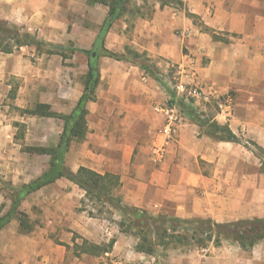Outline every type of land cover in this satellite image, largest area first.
<instances>
[{
	"label": "crops",
	"instance_id": "1",
	"mask_svg": "<svg viewBox=\"0 0 264 264\" xmlns=\"http://www.w3.org/2000/svg\"><path fill=\"white\" fill-rule=\"evenodd\" d=\"M180 1L182 7L154 0L150 15L116 20L105 36V48L123 54L128 47L160 60L158 69L163 62L176 64L186 67L184 72L197 85L222 95L232 91L233 116L227 119L218 113L214 118L221 124L230 122L234 133L246 129L263 145L264 0ZM106 16L104 9L86 0H0V18L46 42L77 49L65 61L57 54H37L35 47L0 51V184L6 181L18 188L48 170L50 156L26 148H56L64 121L11 108L41 103L54 112L70 114L84 90L85 52L98 41ZM194 17L207 31L194 24ZM98 64L100 82L97 100L87 106V135L83 141H71L66 166L74 172L87 167L119 175L117 193L124 203L152 214L217 222L243 218L249 195L242 184L256 176L249 174L245 160L234 157L237 146H222L230 143L223 141H216L217 146H186V137L194 132L190 126H199L184 123L178 130L180 146H168L165 157L157 161L155 146L143 141L147 136L152 142L159 132L155 145L160 142L165 116L157 108L165 105L168 93L132 62L100 56ZM20 128L26 146L17 137ZM5 199L9 194L0 191V214L11 206L2 208ZM84 199L85 191L65 177L26 196L19 209L37 223L26 233L14 218L0 230V263L101 264L98 256L82 253L93 219L81 208ZM71 231L82 235L81 257L68 252L79 246ZM58 236L66 245L57 242ZM149 258L147 264H264V242L245 250L227 241L210 245L205 252L171 254L157 261Z\"/></svg>",
	"mask_w": 264,
	"mask_h": 264
},
{
	"label": "trees",
	"instance_id": "2",
	"mask_svg": "<svg viewBox=\"0 0 264 264\" xmlns=\"http://www.w3.org/2000/svg\"><path fill=\"white\" fill-rule=\"evenodd\" d=\"M90 5L100 4L108 8L107 16L100 28L98 41L93 51H86L88 55V71L83 76V93L76 107L70 114H61L52 111L47 104H37L34 108L25 110L27 114L42 117H54L64 121L63 132L56 148L27 147L29 153L45 154L50 156L49 168L41 176L29 184L18 188L11 183L9 198L11 206L5 214H0V230L6 227L14 218L20 222L22 232L29 233L34 229L29 216L21 211V202L29 194L47 186L56 180L65 177L78 185L86 193V198L108 206L121 217L119 223L122 233L135 235L139 239L136 251L154 255L158 248H168L171 245L185 247L193 243L201 248H206L209 242L220 246L223 240L238 243L243 249L250 250L260 241L264 240V219L253 218L227 223H219L211 218L193 217L181 218L168 214H152L146 210L124 203L123 198L117 193L121 186L120 176L113 173L100 174L87 167H80L77 172L72 171L65 163V155L72 140L83 141L87 135L88 103L97 100V88L100 82V56L126 60L139 66L150 77L158 81L160 86L170 95L169 104L176 106L185 116L195 122L200 133L218 141L241 143L239 137L228 124H221L213 116L200 114L196 108L183 98H178L170 84L160 76L156 65L151 64V59L145 54H140L130 48L125 53L119 54L105 48L104 40L113 23L125 15L139 16L140 8L135 3L133 9L129 8L132 2L138 0H86ZM162 5L182 7L180 0H157ZM141 16H143L141 14ZM193 17L192 14H189ZM35 47L37 54L60 55L65 59L77 50L72 45L69 50L64 45H58L39 39L36 35L22 31V29L5 19L0 18V51L12 53L21 47ZM97 56L93 57L94 51ZM69 53V54H68ZM69 55V56H68ZM255 148L254 153L260 160V171L264 174V148L255 141H250ZM249 148V146H245ZM191 233V234H190ZM115 241L109 244H91L83 239L82 253L99 256L112 251ZM3 264V263H0Z\"/></svg>",
	"mask_w": 264,
	"mask_h": 264
},
{
	"label": "rangeland",
	"instance_id": "3",
	"mask_svg": "<svg viewBox=\"0 0 264 264\" xmlns=\"http://www.w3.org/2000/svg\"><path fill=\"white\" fill-rule=\"evenodd\" d=\"M135 3L138 5V6H136V8L137 7L140 8V12L143 16H148L151 14L152 7L154 4V0H138L137 2H132V4L129 5V8L133 9L135 6ZM97 5H99V9H104L105 12H108V8L106 6L100 5V4H97ZM130 16H132V15H130ZM193 19H194L195 25H198L203 31H207L205 29L203 23L200 22L198 20V18L194 17ZM220 38L224 39L223 37H220ZM64 46L67 47V50H69V48H71L72 45L66 44ZM94 49H95V47H93L91 49V51H93ZM99 51H101V50L98 49L97 52H99ZM158 61H160V60L153 58V59H151V64L156 65V63ZM184 69H186V67H183V69H181L182 74L179 76L178 75V71L180 70L179 65L165 64L163 62L162 67L159 68V73H160V76H162L170 84L172 90L175 91V93L177 94V97L183 98L187 102H189L191 105H193L196 108V110L198 111V113L205 114L208 116H213V117L217 116L218 113H220V115H221V107H222L224 99H225V94L222 95L221 93L217 92L215 95L210 96L208 99L204 98L203 96L198 98V99L197 98H191V97L187 99L186 96L177 92L176 85L179 83V78L183 82V84L188 86V88H198L199 86L203 87L201 85L196 87L195 86L196 83L194 82V80L192 81L193 76L189 78L188 73L184 72ZM228 93L231 94L233 96V98L235 99V94L232 91H230ZM170 99H171V97L168 94L167 100L165 101V105L168 104ZM32 108H34V106L33 107H27L24 109L13 107V108H11V110L15 111V112L18 111L21 114H27L25 112L29 109H32ZM165 122H166V119L164 120V124H165ZM192 122L193 121L190 118H188L187 116H185L181 112V118L178 122V130L182 126V124H184V123L185 124L186 123L191 124ZM229 123L225 122V124H228V125H229ZM190 128L193 129L194 132H192L191 137L190 136L186 137L184 145H186V146H195V145L196 146H217L216 144L218 142H216V141H218V140H215V139L210 138V137L208 138L204 134H201L199 128H196V127L194 128L192 126H190ZM18 132L19 133H18L17 137H18V139H21L20 140L21 145L26 146L22 142V139L24 138V131H22V129L20 128ZM178 133H179V131L176 134V138L171 140L169 142V144L166 146H180V144L178 142V140H179ZM236 134L239 137L241 143H229V144L226 143L222 146H237L236 148L238 151L233 150V152H232L234 154V157L237 156L238 158L245 160L246 161L245 168L249 171V174L256 176V179L253 178L249 182L242 184V187L246 190V194L249 195V198L246 199V206H244L245 209L247 208V210H246L247 213H246V215H243V218L238 219L236 221L251 220L253 218L264 219V174L261 173V171H260L259 158L255 155V153L253 151V150H255V148L252 147L253 145L249 143L250 141L256 142V136L249 135L246 132V129H242L239 132L236 130ZM158 136H159V132H158L157 136H154L155 138H153L152 142H149L150 140L146 136L143 142L148 143L149 146L161 145L164 143L163 137L161 138L160 142L155 145V142L157 141ZM262 138H264V136H262ZM245 146H249V148H246ZM262 146H264V144ZM202 167L207 168L208 171H210V169H211V168H208L206 165H203V164H202ZM7 183H9V182L3 181L0 184V191L4 192L5 194L6 193L10 194V190L8 189ZM8 204H9V206L11 205L10 198L5 199L3 201L2 208L5 209V207ZM81 208L86 209L89 212L90 217L94 219V220L92 219L90 221L91 222L89 224L90 233L88 234L89 237L87 238V240H89L91 242V244L104 245V244H109L112 240L115 241L113 249L111 252L106 253V254L102 253L101 255H99L97 257L101 264H147V260L150 259L149 256L155 258L157 261V260H159V259L161 260L164 257L171 255V254L194 253V252H196L198 250L200 251L202 249L201 247L197 246L194 243L192 245L185 246V247L171 245L170 247L165 248V249L158 248L157 252L154 255H148V254L143 253L146 255V257L145 258H138L137 253H140V252L136 251V246L139 243V239L135 235L122 233L120 231L119 223L121 222L120 221L121 217L117 213H115L113 210H111L108 206L102 205L98 202L91 201L88 199L83 200V205ZM30 221L32 224L37 223V221L32 220V219H30ZM232 222H234V221H232ZM219 223H227V222H219ZM68 232H70V231L68 230ZM71 232H73V231H71ZM73 233H74L73 238H75V240H76V238L78 239L79 246L76 247V245H75V247L70 248L71 251H68V252H70V254L72 256L76 255L78 257H81V255H83V254L81 252L79 253L78 251L80 250V247H81L82 239H80V238L82 237V235L75 232V231ZM60 238H61V236L57 237V239H56L57 242H59V244L61 243V244L66 245L65 241H60ZM83 239H86V238H83ZM227 241L233 242L230 240H223L222 243L227 242ZM262 241L264 242V240H262ZM75 244H76V242H75ZM210 245L216 246L212 242H209V244H207L206 249ZM88 255H90V254H88ZM95 257L93 258L94 261H96Z\"/></svg>",
	"mask_w": 264,
	"mask_h": 264
},
{
	"label": "built area",
	"instance_id": "4",
	"mask_svg": "<svg viewBox=\"0 0 264 264\" xmlns=\"http://www.w3.org/2000/svg\"><path fill=\"white\" fill-rule=\"evenodd\" d=\"M182 70L178 71V75L182 74ZM196 87L199 85L195 84ZM177 92L186 96V98H200L204 97L208 99L210 96L215 95L216 91L213 88L198 87V88H188L179 78V83L176 85ZM235 107V100L233 96L229 93L225 94V99L221 107V115L225 116L227 119L233 116ZM157 111L165 116L166 122L162 130V137L164 138V143L154 147L153 155L157 161H161L168 149L169 142L176 137L178 132V122L181 118V112L176 106H171L169 103L162 105L157 108ZM202 252L206 251V248L201 249Z\"/></svg>",
	"mask_w": 264,
	"mask_h": 264
},
{
	"label": "water",
	"instance_id": "5",
	"mask_svg": "<svg viewBox=\"0 0 264 264\" xmlns=\"http://www.w3.org/2000/svg\"><path fill=\"white\" fill-rule=\"evenodd\" d=\"M93 57H96L97 56V51H94L93 54H92Z\"/></svg>",
	"mask_w": 264,
	"mask_h": 264
}]
</instances>
